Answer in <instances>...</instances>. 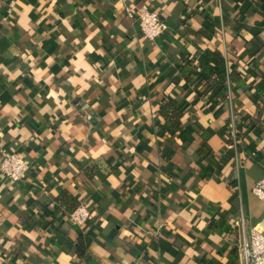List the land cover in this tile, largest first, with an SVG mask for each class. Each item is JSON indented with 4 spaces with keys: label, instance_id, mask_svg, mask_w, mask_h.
<instances>
[{
    "label": "crops",
    "instance_id": "obj_1",
    "mask_svg": "<svg viewBox=\"0 0 264 264\" xmlns=\"http://www.w3.org/2000/svg\"><path fill=\"white\" fill-rule=\"evenodd\" d=\"M140 3L168 24L155 40L118 0H0V148L32 164L23 182L0 175V264H239L264 227V0ZM209 53L237 66L217 111L191 76ZM169 100L184 113L171 129Z\"/></svg>",
    "mask_w": 264,
    "mask_h": 264
},
{
    "label": "built area",
    "instance_id": "obj_2",
    "mask_svg": "<svg viewBox=\"0 0 264 264\" xmlns=\"http://www.w3.org/2000/svg\"><path fill=\"white\" fill-rule=\"evenodd\" d=\"M104 1V0H103ZM127 4V14L138 21L143 36L155 40L168 30V24L161 15L151 10L146 4L128 5L132 0H118ZM12 14V9H8ZM6 19V18H4ZM224 77L228 79V70L225 69ZM237 115L232 113L229 127L233 143L237 140L238 131ZM32 168L31 162L16 150L0 148V175L10 182L19 183L27 179ZM252 193L264 203V176L254 185ZM92 216L91 210L80 205L67 214L70 223L84 227ZM133 264H140L139 262ZM239 264H264V227L255 226L249 235L243 233L239 245Z\"/></svg>",
    "mask_w": 264,
    "mask_h": 264
},
{
    "label": "trees",
    "instance_id": "obj_3",
    "mask_svg": "<svg viewBox=\"0 0 264 264\" xmlns=\"http://www.w3.org/2000/svg\"><path fill=\"white\" fill-rule=\"evenodd\" d=\"M205 57V66H202L200 71L197 69L194 70L191 76H193V78H195L198 82H201L202 86L204 87L203 90L205 94H211V97L209 96L210 100H208L210 104V110L217 111L218 109L223 108L225 103L228 101V95L226 93L227 86L224 77L227 61L224 59V57H218L216 54L214 55V53L205 54ZM236 69V65L230 67L228 72L230 79L236 73ZM159 116L161 119L165 120L168 128L170 129L182 125L184 120V113L181 109H179L173 100L165 102L163 107L159 109ZM227 123V125H229L230 120H228ZM227 136L230 138L231 142V132H228ZM211 153V149L206 146L199 150V155L205 159H207ZM224 162L225 161H223V163L217 167L219 171L217 177L221 175V169ZM58 200L60 202V206L64 207L68 213L80 206L79 201L67 191L63 192ZM85 250L86 248H82V246H80L78 251L81 255H84Z\"/></svg>",
    "mask_w": 264,
    "mask_h": 264
}]
</instances>
